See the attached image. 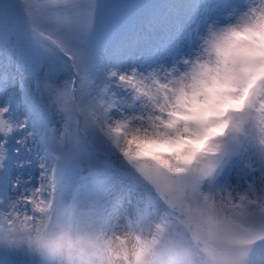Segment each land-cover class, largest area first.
Wrapping results in <instances>:
<instances>
[{"label":"snow or ice","instance_id":"6c2138e0","mask_svg":"<svg viewBox=\"0 0 264 264\" xmlns=\"http://www.w3.org/2000/svg\"><path fill=\"white\" fill-rule=\"evenodd\" d=\"M84 236L125 238L108 264H264V0H0V264H94Z\"/></svg>","mask_w":264,"mask_h":264},{"label":"clouds","instance_id":"9594fccd","mask_svg":"<svg viewBox=\"0 0 264 264\" xmlns=\"http://www.w3.org/2000/svg\"><path fill=\"white\" fill-rule=\"evenodd\" d=\"M228 55H229V47L227 44H225V46L223 47L222 51L219 54V59L221 60L227 59ZM217 59H218V56L216 53H213L211 55H205L202 63L207 65L206 71L208 73V77H207L206 85L201 86V89H200L201 91H203L204 87L211 88V87L218 86L216 85V82L212 79V76L215 75L214 67L217 63ZM221 83L223 82L221 81ZM217 94L222 95V93H217ZM198 99L204 100L205 96L200 95ZM145 120H147V117H145ZM187 139L188 137L185 136L184 139L180 142L183 143ZM191 151H192L191 148H185L180 153H172L171 155L157 153V155H163L164 160H166L171 165L183 167L188 162V160H191ZM124 239H125L124 237H119L117 239L111 236H108L107 238H104L101 240H97L93 237H88V236L80 237L79 239L73 237L71 238V244L73 246V249L77 251H83L85 253H88L89 251L95 250L98 255L96 256L94 260V264H108V261L104 259L100 254L106 253L107 251L106 245L108 244L109 241H111V251L115 255L120 250V241ZM68 243H69V240L66 238L65 244L67 245ZM134 243L135 241L133 240L127 241V244L130 250L132 246L134 245ZM116 264H126V262L123 259H120L116 262Z\"/></svg>","mask_w":264,"mask_h":264},{"label":"rangeland","instance_id":"374dc122","mask_svg":"<svg viewBox=\"0 0 264 264\" xmlns=\"http://www.w3.org/2000/svg\"><path fill=\"white\" fill-rule=\"evenodd\" d=\"M145 2L148 3V0H145ZM69 150H70L71 152H74V145H73V146H70V147H69ZM84 173L86 174V176L88 177V179H89L90 182H91V177L89 176V174H88V172H87V170H86L85 168H84ZM79 180H80V176H79V174L77 173L76 176H75V182L77 183V182H79ZM134 182H135V181H133V179H129V178L126 177V183H127V185H128V188H129L130 191H133V192H134V187H135V183H134ZM74 188L77 189V185H75ZM73 193L76 194V195H78V191H77V190H74ZM134 193H136V192H134ZM81 199H82V198H81Z\"/></svg>","mask_w":264,"mask_h":264}]
</instances>
